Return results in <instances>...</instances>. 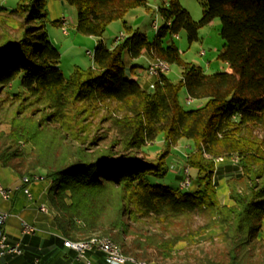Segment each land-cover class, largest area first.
Segmentation results:
<instances>
[{
	"label": "trees",
	"instance_id": "trees-1",
	"mask_svg": "<svg viewBox=\"0 0 264 264\" xmlns=\"http://www.w3.org/2000/svg\"><path fill=\"white\" fill-rule=\"evenodd\" d=\"M45 1L0 6V95L26 103L9 116L0 110V167H9L20 179L39 171L48 179L44 197L62 243L107 237L125 255L157 264L171 256L176 239L160 233L151 252L153 233L145 235L143 224L185 227L189 216L197 214L206 221L191 234L211 229L216 234L213 226L218 225L226 242L223 258L205 264H264V0H199L198 20L179 0H168L160 6L163 23L152 39L124 24L127 10L144 6V0H62L75 9V30L97 38L94 65L75 66L67 76L45 30ZM216 17L224 40L218 58L226 70L206 72L184 61L173 41L162 40L180 29L188 40L195 39L198 27ZM113 20H121L127 31L108 47L101 36ZM142 54L175 63L178 78L160 72L144 82L135 79L129 72L136 64L127 58ZM181 88L201 102L185 108L178 98ZM84 102L107 103L106 119L123 149L119 156L101 149L86 157L84 148L65 142L60 130L81 139L77 128ZM32 105L38 107L33 114L27 110ZM55 124L58 128L51 129ZM158 135L164 145L159 159L131 152ZM180 138L191 141L184 163L195 170L183 190L163 181L165 155ZM217 157L224 162L235 157L238 167L229 165L223 175L228 178L223 202ZM16 257L15 264L23 259L22 248Z\"/></svg>",
	"mask_w": 264,
	"mask_h": 264
},
{
	"label": "rangeland",
	"instance_id": "rangeland-1",
	"mask_svg": "<svg viewBox=\"0 0 264 264\" xmlns=\"http://www.w3.org/2000/svg\"><path fill=\"white\" fill-rule=\"evenodd\" d=\"M17 1L18 0H0V6L14 8ZM167 1L168 0H144V6H137L127 10L124 15L125 26L138 28L147 35L148 39H152L155 30H157L163 23V17L159 12L160 6L166 4ZM179 2L189 12L193 20L199 19L202 8L199 0H179ZM45 9L47 12L45 30L49 40L59 52L58 66L63 75H69L75 66L81 68L92 67L94 65L92 53L97 43V38L75 30L74 7L67 3H61L60 0H46ZM125 28L126 27L123 26L121 20L111 21L103 32L101 40L108 47H112L124 37L127 31ZM219 29L220 19L216 17L210 22L198 27L195 39L188 40L186 31L180 29L176 34L163 36L162 40L164 44L173 41L184 61L199 65L206 72L223 71L227 69V64L218 58V54L222 50L224 44V40L219 34ZM120 33L121 36H119ZM88 50L90 51V54L87 53ZM127 59L131 64H136L129 72L130 75H135V79L143 82L148 76H157L160 72L167 74L173 80H176L179 76V66L175 63L168 64V68L165 70H158L156 73H150L149 66L154 64L158 57L151 58L147 54H142L136 58L137 61L135 63L129 60V58ZM178 98L185 108L194 107L198 105L199 101H201L192 99L187 100L184 88L179 90ZM24 103L25 102L22 101L19 103L18 101H13L10 96L4 97L0 95V110L1 112H5L4 115L6 116H9L14 110L18 111L23 108V106H26V103ZM106 104L103 102L92 104L84 102L79 104L81 108L79 120L81 121L80 124H78L79 127L77 130L81 139L71 138L70 135L68 133L65 134L63 130L59 131L70 147L80 146L84 148V151L87 154L86 157H89L90 155L92 156L101 149H109L115 157L123 152L120 144L117 143L115 128L111 124V121L106 119ZM37 108L36 105H32L27 107V110L33 114L36 113ZM46 111L47 110H44V112ZM35 118H38V115H36ZM5 121L6 120H4V122ZM4 122L1 125L2 127H5ZM50 128L57 129L58 127L55 124L50 126ZM190 147V140L180 138L176 143L169 147L168 152L165 155V161L168 164V171L166 172L163 181L174 188H179V178L187 176L191 182V179L195 174V170L184 163V156ZM131 152H133L134 156L137 158L157 160L164 152L162 138L158 135L153 141H148L138 149H132ZM233 159V157H230L228 159L229 162H224L223 160H217L215 158L216 164H218V172L216 174L218 181L217 190L222 202L227 199L228 184V178H224L223 175L228 173L229 165H231L233 169H238L236 162H234ZM35 174L40 175V178L32 180H38V186L42 187L44 183L48 182V179L44 178L40 171ZM14 177H17L15 171L11 170L9 167H0V184L6 186V183H9ZM18 180L20 181L21 179L18 178ZM230 181L234 182L233 180ZM236 181V183L241 184L240 180ZM179 189L183 190L184 188ZM44 191L45 189L43 190V195ZM43 204L48 207L46 202ZM49 212L50 209L48 208L46 213ZM205 221L206 218L197 214H192L189 216L188 226L185 227L182 224H177L173 226V228L161 229L152 221H147L143 224L145 235L153 233L150 236L151 240H149L148 246V250L151 252L155 251L154 246L160 241V233L162 237L171 236L176 239L171 250V256L167 259L159 258L158 261L155 262L157 264H181L186 262L188 264H205L209 259L219 260L220 258H223L222 254L225 250L226 242L219 232L218 225L213 226L215 233L217 232L216 234L211 231L212 229L210 231L206 230L199 235L191 234V231L203 225ZM209 232H212V234ZM152 261H154V259Z\"/></svg>",
	"mask_w": 264,
	"mask_h": 264
},
{
	"label": "crops",
	"instance_id": "crops-1",
	"mask_svg": "<svg viewBox=\"0 0 264 264\" xmlns=\"http://www.w3.org/2000/svg\"><path fill=\"white\" fill-rule=\"evenodd\" d=\"M131 61L135 63L137 59L132 58ZM131 76L135 77L133 74ZM185 96L187 100H190L186 94ZM18 181V176L14 177L9 183H6V186L16 184ZM37 181L27 184L32 194L30 200L25 197L22 191L14 192L9 199L0 197V210L9 212L0 229L3 230L8 241H19L22 248L23 261L16 264H34L35 260H37L36 264H88L83 258L77 257L73 249L63 245L60 234L54 229L50 212L45 213L37 209L38 204L46 202L43 190L48 185L46 182L40 187ZM19 218L34 225L35 231L31 234L22 233ZM31 254L37 255V259L31 257ZM16 255L18 254L6 253L0 256V264H15ZM87 258L89 264H108L101 253L91 251Z\"/></svg>",
	"mask_w": 264,
	"mask_h": 264
},
{
	"label": "built area",
	"instance_id": "built-area-1",
	"mask_svg": "<svg viewBox=\"0 0 264 264\" xmlns=\"http://www.w3.org/2000/svg\"><path fill=\"white\" fill-rule=\"evenodd\" d=\"M119 36H121V33ZM165 69L166 68H155L154 65L152 64L149 66V72L165 70ZM38 178H40V176H33L30 178L23 177L18 183L10 185V186H3L2 184H0V197L2 199H9L14 192L20 191V187H28L27 184L30 181L34 179H38ZM186 181H187V177L183 176L180 179L178 185H185ZM30 196L32 198L31 191H30ZM39 207H44V204L43 203L38 204L37 206L38 210H39ZM8 215H9L8 212L0 210V228ZM19 225H20V229L22 233L31 234L35 231L34 225L26 222L25 220L21 218L19 220ZM63 245L73 249L76 252L77 257L83 258L88 264H89V260L87 258V253L91 251H95V250H99L103 253L104 260L108 264H124L126 262H131L130 259L126 257H121L120 255L116 253L115 250L108 248L107 246H89V245L70 246V245H65V239H63ZM20 252H21L20 242L19 241H15V242L8 241L5 233L3 232V230L0 229V256L6 253L19 254Z\"/></svg>",
	"mask_w": 264,
	"mask_h": 264
},
{
	"label": "bare ground",
	"instance_id": "bare-ground-1",
	"mask_svg": "<svg viewBox=\"0 0 264 264\" xmlns=\"http://www.w3.org/2000/svg\"><path fill=\"white\" fill-rule=\"evenodd\" d=\"M88 54H90V51H87ZM154 65L155 68H168V63L162 59H156L155 63L152 64ZM157 71H150V73H156ZM234 162L236 161V158L233 157ZM217 160H222V157H217ZM186 171V170H185ZM33 176H38V175H33ZM32 176V177H33ZM25 177V176H24ZM187 177V176H185ZM190 183V179L187 177V181L185 185H179V188H186ZM20 191L23 192L25 197L27 199H31L30 196V189L28 187H20ZM39 210L41 212H47L48 207L44 204V207H39ZM65 245H70V246H78V245H89V246H107L108 248H111L116 251L118 255L121 257H126L131 260L132 264H151L149 262L143 261V260H136L133 257L127 256L122 252V249L119 245H117L114 241L107 237H97V236H92L86 240H70V239H65Z\"/></svg>",
	"mask_w": 264,
	"mask_h": 264
},
{
	"label": "water",
	"instance_id": "water-1",
	"mask_svg": "<svg viewBox=\"0 0 264 264\" xmlns=\"http://www.w3.org/2000/svg\"><path fill=\"white\" fill-rule=\"evenodd\" d=\"M60 2H61V3H63V1H62V0H60ZM125 78H127V76H125Z\"/></svg>",
	"mask_w": 264,
	"mask_h": 264
}]
</instances>
